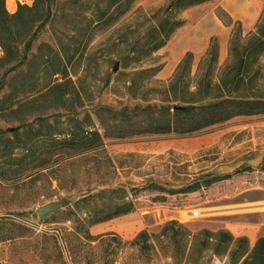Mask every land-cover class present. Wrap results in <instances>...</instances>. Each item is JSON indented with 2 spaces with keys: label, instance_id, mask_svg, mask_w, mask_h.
Masks as SVG:
<instances>
[{
  "label": "rangeland",
  "instance_id": "rangeland-1",
  "mask_svg": "<svg viewBox=\"0 0 264 264\" xmlns=\"http://www.w3.org/2000/svg\"><path fill=\"white\" fill-rule=\"evenodd\" d=\"M171 1L137 0L107 30L94 29L96 24H91L94 18L90 6L94 0L53 1L51 18L35 27L28 47L21 46L27 56L19 68L24 110L39 115V111L48 109V115L61 120L83 119L90 114L94 127L101 130L95 116L98 107L122 109L146 104L127 91L129 74L138 68L124 69L123 57L130 54L136 41L145 43L148 30L156 21L154 15ZM218 2L211 0L184 11L181 18L185 25L151 61L144 59L142 67L164 65L156 78L170 79L181 61L185 38L206 11L215 10L217 14ZM18 3L31 6L33 0H7V9L14 13ZM59 47L65 60L72 63L69 71H78V76L72 77L80 98H70L65 103L53 98L56 107L50 108L40 91L53 78L40 71L44 69V59L54 55ZM182 53L188 51L184 49ZM3 56L0 47V58ZM227 58L224 62L219 60V67L225 66ZM201 59L193 58V73ZM77 60L83 63L76 66ZM261 64L264 73V56ZM11 68L0 69V101L9 93L8 82L15 74ZM253 121L245 118L186 137L106 139L101 152L53 158L45 170L28 174L27 178L25 175L11 188L0 190V218L9 217L4 221L6 228L15 229V238L0 243V264H232V248L218 247L216 233L228 232L224 228L228 220H262L258 214L264 208L258 207L264 203L258 201L264 199V173L259 171L264 164V150H253L252 143L240 145L248 135L246 131L230 132L220 138L215 133L234 123ZM0 126L13 127L3 122ZM249 162L259 164L252 166ZM246 167L253 170L207 185L216 177ZM190 185L199 188L193 193L171 192ZM109 190L118 191L114 195L118 200L132 201L135 210L91 227L92 238L87 239L85 230L74 218H68L67 211L80 198ZM110 200L112 197L104 196L99 203ZM49 203L60 204L61 208L40 219L38 209ZM194 212L200 215L194 216ZM244 215L248 218L243 219ZM171 222L177 223L176 241L171 239L172 232L163 234ZM143 231L150 235L151 248L140 249L134 243ZM249 248L254 247L249 244Z\"/></svg>",
  "mask_w": 264,
  "mask_h": 264
},
{
  "label": "trees",
  "instance_id": "trees-1",
  "mask_svg": "<svg viewBox=\"0 0 264 264\" xmlns=\"http://www.w3.org/2000/svg\"><path fill=\"white\" fill-rule=\"evenodd\" d=\"M53 1L33 0L31 6L18 3L17 10L11 13L7 9V0H0V47L4 54L0 58V69L12 66L11 71H15L8 82L9 93L0 101V122L13 125L11 128L0 126V190L11 188L25 175L27 178L28 174L45 170L55 157L101 152L106 139L193 136L237 117L264 115V73L261 64L264 56V10L254 29L244 34L239 22L234 23L226 11L218 9L217 16L223 24L233 26L224 67H219L216 37L211 39L210 47L195 73L192 70L194 57L190 52L167 81L156 78L164 65L152 63L147 68L142 67L144 59L151 61L176 31L185 25L181 18L184 11L211 0H172L154 15L156 21L149 28L145 43L136 41L130 54L123 57L126 60L124 69L132 66L138 68L129 74L127 91L146 104L122 109L98 107L95 116L101 130L94 127L90 114H86L83 119L69 117L61 120L48 115V109L39 111V115L24 110L21 97L23 76L19 68L27 56L21 46L28 47L35 27L51 18ZM136 1L94 0L90 6L94 18L91 24H96L94 29L101 27L107 30L113 27ZM82 61L77 60L74 64L79 66ZM43 64L44 69L40 74L53 78V81L44 83L40 91L50 108L56 107L52 103L53 98L64 103L70 98H80L72 77H77L78 71H69L72 63L65 60L61 47L54 55L46 57ZM251 170V167H246L234 174L216 177L208 181L207 185L230 180L234 175ZM259 171L264 173V164ZM198 188L197 185H190L171 192L193 193ZM117 193L116 190H109L84 196L67 211L68 218H74L85 230V238H92L89 235L91 227L134 212L135 204L126 198L118 200L114 197ZM104 196L112 197V200L100 204ZM6 218H0V243L15 238V229L6 228L4 221L10 220ZM176 225V222H171L163 229V234L172 232L171 239L174 241L179 236L174 230ZM149 238L150 235L143 231L134 243L140 249L151 248ZM216 238L218 247L226 246L227 250L232 248V264H264V237L259 238L251 250L246 238H235L227 231H218Z\"/></svg>",
  "mask_w": 264,
  "mask_h": 264
},
{
  "label": "crops",
  "instance_id": "crops-1",
  "mask_svg": "<svg viewBox=\"0 0 264 264\" xmlns=\"http://www.w3.org/2000/svg\"><path fill=\"white\" fill-rule=\"evenodd\" d=\"M218 7L226 11L233 19L234 23L239 22L242 26L244 34H247L254 29L255 25L259 21L264 10V0H219ZM15 10L12 12H15ZM232 30L233 26H225L218 18L215 10L206 11L205 14L201 16V19L198 25L194 28L193 32L185 38L182 45L183 47L180 51L181 61L187 54L182 53L184 49L188 52H192L194 59H201L207 53L210 47L211 39L216 37L219 44V60L224 62L228 56V46ZM185 42L186 45L184 44ZM173 61L175 62L176 60ZM245 118L255 119V121L247 123L240 122V124L234 123L229 125L227 128H224L225 130L215 133L217 134L216 136L220 138L230 132H237L238 134H241L246 131L248 132V135L245 136L240 145L244 143H252L251 147L253 150L262 149L263 151L264 120L257 121L256 118H264V115L237 117L225 123V125L230 124L231 122L245 120ZM249 164L253 166L259 163L249 162ZM258 203H264V199L258 201ZM258 208L263 209L264 204ZM244 216L246 217L243 219L248 218V215ZM258 216H261V221L228 220L225 222L224 228H226L235 238H246L250 246L255 247L259 238L264 237V212L259 213Z\"/></svg>",
  "mask_w": 264,
  "mask_h": 264
},
{
  "label": "water",
  "instance_id": "water-1",
  "mask_svg": "<svg viewBox=\"0 0 264 264\" xmlns=\"http://www.w3.org/2000/svg\"><path fill=\"white\" fill-rule=\"evenodd\" d=\"M175 108H178V106H175ZM60 208H61L60 204H54V203L46 204L38 209L39 218L43 219L47 215L58 211Z\"/></svg>",
  "mask_w": 264,
  "mask_h": 264
},
{
  "label": "built area",
  "instance_id": "built-area-1",
  "mask_svg": "<svg viewBox=\"0 0 264 264\" xmlns=\"http://www.w3.org/2000/svg\"><path fill=\"white\" fill-rule=\"evenodd\" d=\"M193 215H194V216H199L200 213L194 212Z\"/></svg>",
  "mask_w": 264,
  "mask_h": 264
}]
</instances>
